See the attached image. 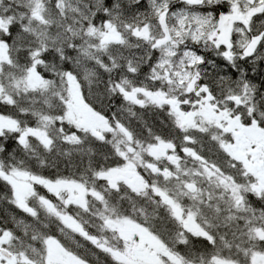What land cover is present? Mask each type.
Instances as JSON below:
<instances>
[{"label": "snow or ice", "instance_id": "6c2138e0", "mask_svg": "<svg viewBox=\"0 0 264 264\" xmlns=\"http://www.w3.org/2000/svg\"><path fill=\"white\" fill-rule=\"evenodd\" d=\"M0 264H264V0H0Z\"/></svg>", "mask_w": 264, "mask_h": 264}]
</instances>
